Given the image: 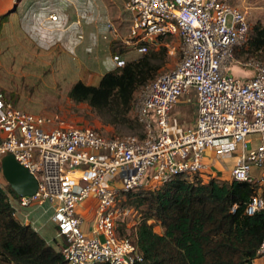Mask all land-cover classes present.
I'll use <instances>...</instances> for the list:
<instances>
[{
  "label": "built area",
  "instance_id": "1",
  "mask_svg": "<svg viewBox=\"0 0 264 264\" xmlns=\"http://www.w3.org/2000/svg\"><path fill=\"white\" fill-rule=\"evenodd\" d=\"M123 8L126 37L120 38L113 23L107 25L123 49L141 55L150 46L169 47L166 38H177L181 45L175 66L138 93L134 110L141 135L107 136L90 127L57 126L51 117L16 108L0 91V161L12 154L38 183L34 195L9 196L13 215L18 219L22 211L27 218L25 208L51 203L55 246L67 264H141L134 241L117 235L118 224L130 213L117 207L120 194L153 191L178 177L219 179L209 151L216 157L235 151L231 180L253 183V167H264V62L240 63L253 70L244 80L229 71L235 50L248 39L246 12L227 0H123ZM49 19L58 17L50 14ZM76 25L82 30L79 19ZM110 59L115 68L126 63L119 51ZM191 93L197 105L195 122L177 131L171 111ZM252 135L259 144L248 147ZM6 186L0 166V187ZM82 208L91 211L88 232L82 228ZM262 209L264 189L259 187L245 212ZM259 260L264 263V239L252 263Z\"/></svg>",
  "mask_w": 264,
  "mask_h": 264
},
{
  "label": "trees",
  "instance_id": "2",
  "mask_svg": "<svg viewBox=\"0 0 264 264\" xmlns=\"http://www.w3.org/2000/svg\"><path fill=\"white\" fill-rule=\"evenodd\" d=\"M8 18L0 14V32ZM245 46L243 53L264 58L263 25H252ZM150 47L123 67L106 71L97 85L76 81L69 99L86 103L101 124L118 130L140 128L135 135H141L142 126L132 116L136 93L166 63V47ZM117 51L125 53L111 40L110 55ZM258 188L255 182L178 177L153 191L125 193L123 204L141 214L130 235L141 264H253L264 239V209L252 215L245 209ZM10 195L17 197L9 186L0 187V264H67L58 247L14 217ZM125 227L124 221L118 224L119 237L128 238Z\"/></svg>",
  "mask_w": 264,
  "mask_h": 264
},
{
  "label": "rangeland",
  "instance_id": "3",
  "mask_svg": "<svg viewBox=\"0 0 264 264\" xmlns=\"http://www.w3.org/2000/svg\"><path fill=\"white\" fill-rule=\"evenodd\" d=\"M58 1L61 4L57 7L52 2L50 4L46 2L44 7L50 11L48 15H57L58 28L68 29L70 25L75 33L73 37H69L68 33H62L59 30L58 34H52L44 42H38V39L32 38L27 24L29 10L26 13L14 12L9 15L8 21L0 32V91L16 108L36 115L51 117L55 119L57 126L90 127L107 136L140 134V128L118 130L101 124L86 103L75 104L68 97V91L76 81L81 80L86 84L97 85L101 76L113 67L109 55V42L112 37L107 25L113 23L120 38L126 37L128 16L123 9L122 0ZM227 1L246 12L250 28L256 23L264 26V0ZM11 6L12 2L10 1L0 14L6 12ZM46 12L45 10L41 12V20L46 19ZM78 19L81 21L82 30L77 28L76 20ZM92 29L93 32L96 31L97 35L91 33ZM79 33H82V39L78 38ZM163 42L169 44V47H166V63L158 70L156 76L174 67L181 57V45L177 38H168ZM245 47L243 45L235 50V59L229 67L230 73L240 80L253 75V70L250 67L240 63L248 59L264 62V58L259 55L243 53ZM150 49L157 50L152 46ZM170 50H173V53H170ZM139 56L140 54L135 50L125 49V60L128 61ZM94 61L96 65L93 64ZM137 96L138 92L136 98ZM196 110L195 94L191 93L171 111L175 129L179 131L192 125L195 122ZM134 115L135 110L133 109L132 116L134 117ZM250 140L252 141L251 145L256 146L258 136L252 135ZM232 156L235 157V151ZM210 157L214 158L215 154L213 153ZM221 162L226 166L225 160H221ZM263 171L264 167H253L252 173L259 177ZM193 178L196 179L199 176ZM255 183L258 187H262L257 177H255ZM124 200L125 194H120L117 207L121 210L130 209V213L123 218L126 224L124 236L132 240L131 230L141 214L133 207L124 205ZM13 203L14 207H17V204ZM52 212L51 203L36 204L24 209V214L28 213L29 217L25 218L22 211H19L18 219L21 222L35 220L36 223H44L41 227L42 235L44 234L43 237L48 244L55 245V227L51 222H47V218ZM36 223L32 226L35 227ZM154 230L160 232L161 229L158 225H154ZM117 235L122 236L120 229ZM100 239L103 240V237L100 236ZM257 264H263V261L259 260Z\"/></svg>",
  "mask_w": 264,
  "mask_h": 264
},
{
  "label": "crops",
  "instance_id": "4",
  "mask_svg": "<svg viewBox=\"0 0 264 264\" xmlns=\"http://www.w3.org/2000/svg\"><path fill=\"white\" fill-rule=\"evenodd\" d=\"M10 1L12 2V5H13L15 0H0V12L2 11V9H4V7H6L9 4ZM46 2L48 4H50L51 2L55 3L56 7L61 4V3L59 4L60 1H58V0H20L18 2L17 8L14 12H19V14H20V13H26L29 10L28 11L29 18L27 20V22H28L27 24L30 28L32 38H34L35 40L38 39V42H44L46 39H48V37H51L52 34H58L59 30L62 33H64V32L68 33L69 37H73L75 33L73 32V29L70 27V25H69L68 29L67 28L66 29L65 28L60 29V28H58L59 26L57 24V21H52L49 19L48 14L50 13V11L47 9V7H44ZM79 2H80V0H79ZM122 4H123V0H122ZM44 10L47 11L45 13L47 15V17H46V19L41 20L40 14ZM54 11H56V10H54ZM14 12H12V13H14ZM66 21H68V20H66ZM92 32H93V29L91 30V33ZM92 34L97 35L96 31H94ZM103 58H107V57H103ZM93 64L96 65V62L94 61ZM212 154H213V151H209L208 155H209V160H210V166H211V169L214 172V174L219 175V179H221V180H231L230 171L235 164V157L232 155H227V156H223V157H216L215 156L214 158L213 157L211 158L210 156ZM221 160L226 161V163H227L226 166H224L222 164ZM254 175H255V173H254ZM255 177H257L258 180H260L261 178L264 179V171L261 173V175L259 177L256 175H255ZM81 210L85 214V223L83 224L82 228L84 231L88 232L89 228H90L89 220L91 219V211L88 212L84 208H82ZM48 221L54 225V223L51 221V215H49V217L47 218V222ZM35 223H36V221L33 220L30 223V225L32 226V224H35ZM43 225H44V223H41V224L36 223V226L35 227L32 226V227L35 230H37L39 233L41 232L40 234L42 235V230H41L42 228L41 227ZM54 227H55V225H54ZM43 235H42V237H43Z\"/></svg>",
  "mask_w": 264,
  "mask_h": 264
},
{
  "label": "water",
  "instance_id": "5",
  "mask_svg": "<svg viewBox=\"0 0 264 264\" xmlns=\"http://www.w3.org/2000/svg\"><path fill=\"white\" fill-rule=\"evenodd\" d=\"M19 1L15 0L13 5L4 14L10 15L14 12ZM258 144L259 142H257L256 146ZM247 146L250 147L252 145L249 143ZM0 166L10 188L18 196H31L36 193L38 188L36 178L27 168L20 165L12 154L5 155L0 161Z\"/></svg>",
  "mask_w": 264,
  "mask_h": 264
}]
</instances>
